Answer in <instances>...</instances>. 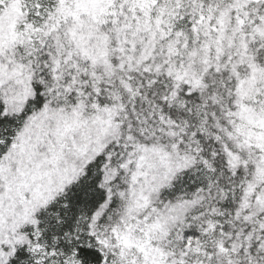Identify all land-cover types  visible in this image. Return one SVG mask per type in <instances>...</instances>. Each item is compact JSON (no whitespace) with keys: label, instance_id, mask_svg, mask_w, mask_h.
Instances as JSON below:
<instances>
[{"label":"snow or ice","instance_id":"1","mask_svg":"<svg viewBox=\"0 0 264 264\" xmlns=\"http://www.w3.org/2000/svg\"><path fill=\"white\" fill-rule=\"evenodd\" d=\"M0 264H264V0H0Z\"/></svg>","mask_w":264,"mask_h":264}]
</instances>
